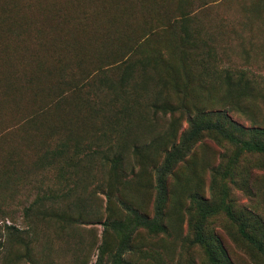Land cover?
I'll return each instance as SVG.
<instances>
[{
	"label": "rangeland",
	"instance_id": "rangeland-1",
	"mask_svg": "<svg viewBox=\"0 0 264 264\" xmlns=\"http://www.w3.org/2000/svg\"><path fill=\"white\" fill-rule=\"evenodd\" d=\"M21 1L57 27L0 31V264H264V0Z\"/></svg>",
	"mask_w": 264,
	"mask_h": 264
},
{
	"label": "trees",
	"instance_id": "trees-1",
	"mask_svg": "<svg viewBox=\"0 0 264 264\" xmlns=\"http://www.w3.org/2000/svg\"><path fill=\"white\" fill-rule=\"evenodd\" d=\"M2 1V0H0ZM106 0H101V3L104 4ZM129 0H113V4H116L118 6H124V3H126ZM99 5V4H98ZM96 5V6H98ZM20 6L25 9L27 8V6L25 5V1L22 0ZM2 17L5 16V13L1 14ZM57 19V17L54 18V21H44L43 23L39 24V25H34V22H32L31 20H29L28 18H25L22 26H16V25H9V24H4L3 22H0V30L3 34L5 33L7 35V33L9 34H13L12 36H14V40H18L22 45H24L25 43L29 44L30 40H29V35H31L30 30L34 29L35 33H39L42 34V30L43 32H46V27L45 25H47V27L54 29L57 27V22H55ZM38 26V27H37ZM24 27V28H23ZM0 32V34H1ZM61 34L63 35V33L61 32ZM84 43L82 44L78 39H75V48L77 50L80 49H85L87 48L92 42L89 40V42H87V40H83ZM36 44V43H35ZM9 47L7 48H3V53L8 52V51H14L12 47H10V45H8ZM32 46H34L32 44ZM46 49L48 50V48L46 47ZM5 51V52H4ZM25 52V51H24ZM2 53V51H1ZM45 56V70L46 71H52L57 70V56H53L51 54L48 55H44ZM13 67H16V64H13ZM2 72V71H1ZM28 80H32V76L28 74ZM12 81V80H11ZM8 83L5 84V86ZM10 88V87H9ZM13 90V88L11 87V91Z\"/></svg>",
	"mask_w": 264,
	"mask_h": 264
},
{
	"label": "bare ground",
	"instance_id": "bare-ground-1",
	"mask_svg": "<svg viewBox=\"0 0 264 264\" xmlns=\"http://www.w3.org/2000/svg\"><path fill=\"white\" fill-rule=\"evenodd\" d=\"M41 8L44 12L46 13H51L54 9H56V4L51 3L52 1L55 0H39Z\"/></svg>",
	"mask_w": 264,
	"mask_h": 264
}]
</instances>
